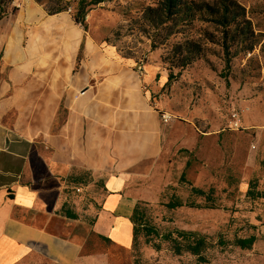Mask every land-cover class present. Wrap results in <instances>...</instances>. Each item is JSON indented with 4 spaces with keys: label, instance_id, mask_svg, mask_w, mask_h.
<instances>
[{
    "label": "crops",
    "instance_id": "obj_1",
    "mask_svg": "<svg viewBox=\"0 0 264 264\" xmlns=\"http://www.w3.org/2000/svg\"><path fill=\"white\" fill-rule=\"evenodd\" d=\"M21 7L0 25V264H110L104 244L131 249L135 206L154 198L170 140L185 143L146 97L151 67L141 76L112 47L47 31L64 14ZM87 195L80 229L70 200Z\"/></svg>",
    "mask_w": 264,
    "mask_h": 264
},
{
    "label": "rangeland",
    "instance_id": "obj_2",
    "mask_svg": "<svg viewBox=\"0 0 264 264\" xmlns=\"http://www.w3.org/2000/svg\"><path fill=\"white\" fill-rule=\"evenodd\" d=\"M24 1L4 5L1 26L14 23ZM31 1L44 11L65 5L61 13L66 27L50 28V33L78 32L98 46L112 47L141 76L151 67L154 87L144 85L146 97L159 117L162 113L170 117L167 123L180 129L174 136L185 143L179 146L170 140V151L159 161L154 198L140 202L148 229L138 234L135 246L123 252L104 244L110 264H264V0H229L241 16L237 30L231 26L226 39L221 27L204 16L167 23L174 34L165 39L167 31L151 28L143 18L158 0H108L90 6L86 31L73 21L78 0ZM36 36V31L30 35ZM185 40L199 43L203 53L180 69L173 66L176 58L171 50ZM231 114L239 119V130L230 128ZM192 188L209 194L211 200L192 193ZM74 200H70L71 217L78 228L91 227V198L87 195L77 205ZM171 200L182 206L168 208ZM178 231L205 240L201 251L205 263L185 250L174 254L165 237H176ZM249 237L255 238L252 246L241 248L238 242Z\"/></svg>",
    "mask_w": 264,
    "mask_h": 264
},
{
    "label": "trees",
    "instance_id": "obj_3",
    "mask_svg": "<svg viewBox=\"0 0 264 264\" xmlns=\"http://www.w3.org/2000/svg\"><path fill=\"white\" fill-rule=\"evenodd\" d=\"M108 0H78L77 10L73 17V21L78 25L83 31L87 30V25L85 23V16L88 12L90 6H95ZM13 0H0V20L5 14L4 5L12 3ZM229 0H219L218 5H209L207 3L196 2L194 0H158L157 4L153 8H148L143 13L144 20L149 24L151 28H162L167 31L165 39L172 36L174 32L169 28L167 23L177 22H192L195 19L200 20L206 17L210 18V22H213L221 27V32L223 38L226 39V35L231 26H237V18L241 15L232 9ZM66 10L65 5H60L56 9H45L47 15L52 16ZM178 20V21H177ZM235 26L234 30H237ZM162 44V43H161ZM225 53H227V48ZM171 53L175 56L176 62L174 67L184 68L190 65L193 61L200 58L203 53L202 46L191 40H185L184 42L174 45L172 47ZM125 58V57H124ZM128 59V57H126ZM170 75L167 78L165 85L170 82ZM184 178V174H181L180 180ZM191 192L198 195L204 196L206 201H210L209 194L204 191L192 188ZM191 205V204H190ZM170 209L179 208L182 203L178 200H171L166 204ZM145 209L138 203L131 215V222L133 224V247L136 244V239L139 233H141L145 228ZM151 232V231H149ZM166 240H168L172 245V250L175 255H180L183 250L189 252L191 255L195 256L199 262L205 263V259L201 256V251L206 247V242L202 237L194 233L178 231L176 237L171 235H166ZM181 241L185 242L181 245ZM255 238L249 237L248 239H243L238 242L239 246L244 249H248L254 243Z\"/></svg>",
    "mask_w": 264,
    "mask_h": 264
},
{
    "label": "built area",
    "instance_id": "obj_4",
    "mask_svg": "<svg viewBox=\"0 0 264 264\" xmlns=\"http://www.w3.org/2000/svg\"><path fill=\"white\" fill-rule=\"evenodd\" d=\"M169 119H170V117L165 113H162L160 116V120L163 124H166ZM229 122H230V128L231 129L239 130L241 128L239 119L236 117V114H231ZM77 191H79V189Z\"/></svg>",
    "mask_w": 264,
    "mask_h": 264
}]
</instances>
